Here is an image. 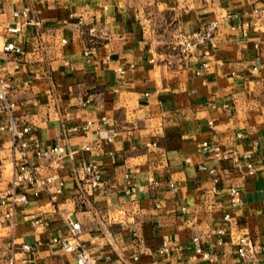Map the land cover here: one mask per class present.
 <instances>
[{
    "label": "crops",
    "instance_id": "1",
    "mask_svg": "<svg viewBox=\"0 0 264 264\" xmlns=\"http://www.w3.org/2000/svg\"><path fill=\"white\" fill-rule=\"evenodd\" d=\"M24 7L44 25L16 38L21 56L1 54L14 117L32 131L28 149L15 148L1 128L9 115L0 113V261L76 264L52 241L69 237L71 220L98 264L198 262L195 237L216 264H238L243 236L264 264V0H0V48L3 27ZM212 22L217 48L206 55L201 47L182 63L177 34ZM88 123L89 131L73 130ZM37 145L68 153L39 158ZM30 165L59 175L62 191L57 181L47 189L24 183L17 192L28 201L7 218L13 177ZM90 165L102 173L97 189ZM200 165L215 168L219 182Z\"/></svg>",
    "mask_w": 264,
    "mask_h": 264
},
{
    "label": "built area",
    "instance_id": "2",
    "mask_svg": "<svg viewBox=\"0 0 264 264\" xmlns=\"http://www.w3.org/2000/svg\"><path fill=\"white\" fill-rule=\"evenodd\" d=\"M259 9H255L253 14L259 15ZM13 18L16 20L15 24H8L3 27L5 41L0 48V113H7L9 115L6 123L1 127L6 129L10 135L11 141L14 144L15 148H20L22 151H26L29 147V142L27 137L30 135L32 128L29 125H22L14 117L13 111L15 109V103L10 100V85L9 82L2 75V62L1 54H13L16 56H21L23 54V46L17 41V37L22 35L27 28L35 27L39 30L43 28L44 20L34 12L29 7H24L23 9H18L13 12ZM219 28L218 22H212L204 28H200L191 33L180 32L177 34L176 39L172 43L173 50L177 52L179 59L182 63H185L186 60L195 56V51L201 47H207L205 52L206 55H211L212 51L217 48V30ZM62 43L65 44L66 40L63 39ZM86 55H90L89 52ZM205 66H208L205 64ZM91 123L82 125L80 127H74V131H89ZM239 137H243L242 134H239ZM258 145L257 143L255 146ZM90 147L85 148L86 151H90ZM204 151H210L211 147L206 142L203 144ZM67 150L63 146H36V155L39 158L43 159H58L61 160L67 156ZM216 156L219 157L220 154L216 153ZM224 159H229V155H223ZM242 160L245 164V167L250 174L254 173V163L252 160V154L246 153L243 154ZM200 170L207 172L210 176L213 177L215 182H219L216 177V169L208 168L206 165H200ZM86 171L91 176L89 185L92 189H97L100 187L102 181L101 170L94 165H90L86 168ZM55 181L59 183V188L57 193L62 191V183L60 181L59 175L55 176H43L36 166H21L19 172H17L12 180V187L14 192L10 195L9 201H4L3 204L8 205V211L5 214L7 218H12L14 216L15 207L18 203H27L28 198L26 195L19 194L17 189H19L22 184H31L32 186L38 188L47 189ZM169 186L176 191L175 184L173 182L169 183ZM137 188L133 186L128 190L129 194H136ZM237 193L236 189H231L232 194V207L238 205V201L235 198ZM52 201L56 200V196H51ZM185 211L186 209L183 208ZM264 212V210H263ZM231 218L230 214H225L224 219L228 221ZM37 224L40 223L38 220ZM67 227L69 231V237L67 239L63 238H53V242L58 244L64 251L73 253L75 255L76 264H98L96 258L91 254L90 251L86 250L79 244V237L82 232L81 225L78 222L67 220ZM221 239L217 242L218 245H222L223 237L226 234L225 230L220 229L217 231ZM195 244V252L201 255L200 261L192 262L187 261L186 264H216L218 256L214 251H204L200 246L199 237L193 239ZM23 251L30 252L32 247L29 245L22 246ZM170 251V246L168 242H164L160 252L162 254L168 253ZM237 258L238 264H259V258L257 252L255 251V245L252 239L248 236L240 237L237 241ZM138 258H136L137 260ZM0 264H14V257L11 256L8 262H1ZM151 264H162L159 260H153Z\"/></svg>",
    "mask_w": 264,
    "mask_h": 264
}]
</instances>
